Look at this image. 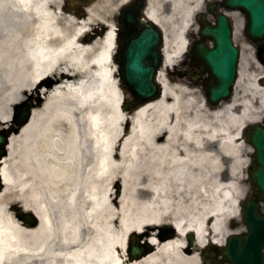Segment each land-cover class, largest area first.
Returning <instances> with one entry per match:
<instances>
[{"label":"bare ground","instance_id":"6f19581e","mask_svg":"<svg viewBox=\"0 0 264 264\" xmlns=\"http://www.w3.org/2000/svg\"><path fill=\"white\" fill-rule=\"evenodd\" d=\"M62 1L0 0V123L11 121L17 103L36 102L0 165V264H201L197 251H185L183 236L194 233L198 248L223 245L235 217L229 208L240 216L239 173L249 162L242 134L262 120L264 66L244 43L233 97L210 105L167 73L185 54L205 0H149L146 14L164 34L163 94L129 112L121 106L127 96L114 55L117 12L128 0H91L83 21V11ZM15 152L36 156L41 182L11 168ZM115 179L124 186L119 199ZM13 187L50 198V208L24 206L39 217L36 227L2 205ZM162 225L173 226L176 236L119 259L131 232Z\"/></svg>","mask_w":264,"mask_h":264},{"label":"water","instance_id":"95a60500","mask_svg":"<svg viewBox=\"0 0 264 264\" xmlns=\"http://www.w3.org/2000/svg\"><path fill=\"white\" fill-rule=\"evenodd\" d=\"M87 2L88 0H78ZM227 5L240 8L247 13L248 36L261 43L264 39V0H227ZM144 0H135L122 10L120 28L122 30L121 78L131 92L135 105L154 100L161 96V88L157 83V70L163 60L161 45L163 35L155 24L142 18ZM216 27L206 26L202 34L214 39L215 47L209 48L205 43L199 47V59L203 61L207 71L212 73V84L207 86L206 93L211 104H218L232 95L233 84L237 78L239 49L232 41V28L225 15H217ZM263 49V48H262ZM264 55V50H263ZM31 116L30 105H18L12 123L15 132L25 125ZM12 129L0 132V161L8 154L6 146ZM256 149L253 157L255 170L251 179L257 184L256 190L264 199V127H255L247 139ZM1 163V162H0ZM4 187L3 176L0 174V191ZM260 204L250 199L243 207V218L249 229L244 235L229 237L224 249L225 258L232 264H264V215L259 212ZM15 211L16 207H12ZM17 218L36 226L39 220L30 212H22ZM175 231L163 236V239L174 236ZM190 245L193 235L188 236ZM147 252V251H146ZM145 252V253H146ZM132 256L140 255V251L131 247Z\"/></svg>","mask_w":264,"mask_h":264},{"label":"rangeland","instance_id":"374dc122","mask_svg":"<svg viewBox=\"0 0 264 264\" xmlns=\"http://www.w3.org/2000/svg\"><path fill=\"white\" fill-rule=\"evenodd\" d=\"M168 4H169L168 2L162 1L163 8L167 7ZM64 6H67L68 9L71 10V11H83V12L85 11V9L82 8V6H78L77 4L72 5L70 2H65ZM121 7H120V9H121ZM120 9L117 12V16L119 14ZM244 37H245L244 34L240 33V31H239V34H238V36L235 39L236 43L242 44L244 42ZM247 51H248V53H250L252 51V48H249V46H248L247 47ZM170 71H172V69L169 70V72ZM172 79L174 81H178V79H177V77L175 75L172 76ZM260 85H262V84H260ZM193 89H195V88H193ZM195 90H198L199 93L201 91L200 95L203 94V96H205L201 89L196 88ZM198 91H197V95H199ZM127 98L130 100V95L129 94H127ZM134 109L135 108L130 109L129 111L132 112ZM1 127H2V123L0 125V129H1ZM243 145H244V154H245V156H247L248 160L250 161V153L252 152V147L248 143H245V142H244ZM30 155L34 156V163L29 162L28 158L31 157ZM30 155L29 154H22L20 152H15L14 155L12 157H9V159L7 161L9 163V165L11 166V168L14 169V171H16L17 173H20V170L22 171L21 173H23L25 171L26 175L24 174V176H23L24 180L30 179L31 177L34 176L36 181H40L41 182L43 180V176H42V173L39 174V169H38V166L41 165L40 161H38L36 159V156L34 154H30ZM37 156L40 157L43 162H45V163L48 162V159L46 157H43V156H40V155H37ZM24 160H28V163L30 164V166L27 167L24 164ZM31 160H33V158ZM118 164L119 165H123L122 162H118ZM28 168H29V170H28ZM246 168L247 167H245L239 173L240 183H241V185L244 188V199L246 198V196L248 194H251V196H255L256 195L255 191H253L251 193L250 188H249V184L246 182V179H247ZM228 178H229V176L227 174L224 175V180H227ZM111 185H112L111 186L112 187V191L114 193L113 196H115V197L117 196V199H119L120 195L122 194L123 187H124L122 182H121V180L117 181L115 179V181ZM37 186L38 185L35 182L34 183V187L37 188ZM88 189H90V187H88L87 190ZM244 199L242 200V202L244 201ZM3 201L6 202V203L15 204V205L16 204L17 205H22V206L30 205L31 207H33L35 209H39L40 205H44V206L47 205L50 208V204H52L51 201H50V198L47 195V193H43L42 199H40V198L37 199L31 193H29L28 188L22 189L20 187H18V188L17 187L10 188L8 193L3 198ZM229 209H230V211L233 214H235L234 218L228 219V230L230 231V234L237 233V232L238 233L246 232V230H247L246 226H245V224H244V222L242 220L241 215L239 216V214H237L236 207L232 206ZM262 211L264 212V203L262 204ZM162 227L165 229L166 225L165 226L162 225ZM161 234H162V231H160L159 228H156L154 226H151V227L147 228V231H145V229H144L143 232H140V233H137V234L133 232L131 234L130 238H128V242H127V237L125 239L126 249L122 250L121 248H119V251L117 252V255H118L119 259L122 261L123 258L127 255L126 253H128L130 244H137L139 250H141V253L144 254V252L146 250H150V242H154L156 238L160 239ZM183 239L186 240V244H187V235L185 237L183 236ZM193 249L195 251H197L198 254H200L199 250L201 248H198L196 245H194ZM185 251L188 252L190 250L185 249Z\"/></svg>","mask_w":264,"mask_h":264},{"label":"flooded vegetation","instance_id":"af4514ba","mask_svg":"<svg viewBox=\"0 0 264 264\" xmlns=\"http://www.w3.org/2000/svg\"><path fill=\"white\" fill-rule=\"evenodd\" d=\"M204 12V18H208V19H210L212 22L215 20L214 19V17L207 11V10H204L203 11ZM197 39H198V36H196V33H194V32H192V44L194 43V42H196L197 41ZM187 66H186V64H184V69H183V71L181 72V75H186L187 73Z\"/></svg>","mask_w":264,"mask_h":264}]
</instances>
